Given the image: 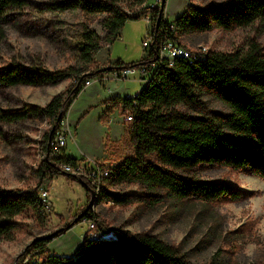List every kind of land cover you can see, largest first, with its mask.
Wrapping results in <instances>:
<instances>
[{
    "label": "trees",
    "instance_id": "obj_1",
    "mask_svg": "<svg viewBox=\"0 0 264 264\" xmlns=\"http://www.w3.org/2000/svg\"><path fill=\"white\" fill-rule=\"evenodd\" d=\"M147 1L134 0L135 5L143 6L135 13H129L122 7L121 0H57L44 3L41 9L47 12L81 7L89 16L108 14L103 21L107 30L105 37L90 29L88 24L85 26L80 53L81 59L88 63L95 61L96 53L105 44L119 38L127 21L150 16L152 44L147 48V56L139 62H117L106 69L115 71L149 60L156 62L151 79L145 81L136 97V118L130 128L135 156L123 159L111 170L108 178L115 183L136 179L146 186L166 189L178 198H194L203 202H234L254 195V191L224 180L184 177L179 170L203 163L225 164L264 179V49L254 45L247 50L228 53L208 51L205 57L192 59V62L189 58L177 56L170 63L167 58H161L160 45L167 39L179 41L181 34L206 33L215 28L231 30L264 21V0H227L207 7L190 6L174 22H169L161 12L162 0L157 6ZM25 4L26 0H0V19L10 9ZM102 67L71 72L69 69L52 70L39 64L26 65L16 60L0 66V88L17 84H57L70 75L76 79L70 89L55 94L45 106L28 104L15 109L0 108V121L3 122L33 116L47 118L52 124L43 135L46 155L38 169L39 184L30 190L0 185V237L12 233L16 227L15 216L26 208L43 209L45 203L38 194V187L46 177L61 173L57 162L79 159L62 153L51 156L49 140L54 137L70 104L81 91V83L95 76ZM203 88L216 94L230 107V111L224 114L209 110L200 99L199 91ZM133 99L132 96L126 97L125 106ZM178 103L187 105L197 114L177 109ZM152 152L158 154L166 167L154 163L143 165L145 154ZM78 177L91 196L95 185L84 175ZM100 198L117 204L131 202L129 194L106 189H102ZM80 212H83L80 218L76 215L59 232L37 237L31 242L32 249L43 257L37 264H197L182 254L178 246L157 234L132 233L129 230L115 231L113 237H90L87 231L76 257L50 252L44 256L48 244L59 233L82 221L83 217L94 220L103 232L110 230L102 226L91 204H86Z\"/></svg>",
    "mask_w": 264,
    "mask_h": 264
},
{
    "label": "rangeland",
    "instance_id": "obj_2",
    "mask_svg": "<svg viewBox=\"0 0 264 264\" xmlns=\"http://www.w3.org/2000/svg\"><path fill=\"white\" fill-rule=\"evenodd\" d=\"M51 1L57 0H26L24 6L10 9L0 19V66L16 60L52 70L91 71L97 66L101 67L100 61L106 57L127 64L139 62L146 56L148 49L143 45V40L148 37L149 21L143 18L127 21L121 29L120 38L110 44L109 50L105 44L96 54L97 61L84 62L80 46L85 26L88 24L90 29L105 37L107 30L103 21L108 14L89 16L81 7L65 11H42V5ZM133 1L121 0L120 5L129 13L138 12L143 6L135 5ZM224 1L227 0H167L165 18L174 22L190 6L207 7ZM158 2L147 1L150 5ZM179 41L192 51H198L202 46L207 51L227 53L247 50L254 45L264 49V21L231 30L215 28L206 33L181 34ZM139 75L132 74L124 79V85L133 92L142 89L145 80ZM88 79L92 82L95 76ZM86 80L81 83V91H84L74 106V114L80 121L77 142L68 137V147L77 155H81L80 147L90 154L98 155L101 146L96 144L94 138L102 130L97 118L99 111L97 108L89 110L87 105L95 102L99 94L95 91L97 84H85ZM74 83L75 79L70 75L57 84L4 86L0 88V108L15 109L28 104L45 106L55 94L66 92ZM199 94L209 110L224 114L230 111L224 101L206 88L201 89ZM176 108L192 112L182 103H178ZM126 123L129 132V140L125 142L129 144V152L126 154L135 156L130 135L133 123ZM51 127L50 121L44 117L0 121V185L30 190L39 184L38 169L46 155L43 135ZM87 134L93 135L89 145L86 144ZM148 163L166 167L156 152L145 154L143 165ZM179 172L188 178L224 180L254 191V195L234 202H203L194 198H178L166 189L146 186L136 179L115 183L109 177L102 189L127 193L131 200L127 204H117L102 200V189L99 192L95 188L93 196L92 192L89 196L78 176L61 171L50 179V184L43 180L38 187V194L43 189L49 191L50 205L45 202L42 210L26 208L15 216L16 227L12 233L0 237V264H20L30 255L31 242L35 238L59 232L81 213L86 204L92 205L102 226L110 230L106 233L101 226L90 228L87 222H77L48 244L44 256L50 252L76 257L87 231L90 237H113L115 231L129 230L132 233L157 234L178 246L182 254L197 264H264V179L225 164L203 163Z\"/></svg>",
    "mask_w": 264,
    "mask_h": 264
},
{
    "label": "crops",
    "instance_id": "obj_3",
    "mask_svg": "<svg viewBox=\"0 0 264 264\" xmlns=\"http://www.w3.org/2000/svg\"><path fill=\"white\" fill-rule=\"evenodd\" d=\"M146 19L149 21V28L148 32L151 30V21L150 16H143L140 19ZM169 22L171 20L166 17ZM120 38V36H119ZM102 47L100 50H102ZM108 50L110 49V44H107L105 47ZM100 50L98 52H100ZM98 52L96 54H98ZM148 51L146 53V56ZM145 56V55H144ZM97 61L98 59L95 58ZM117 62H123L120 60H109V57L106 59H102L100 61L101 65L109 66L111 64H115ZM139 74L138 72H132L128 74V77L131 75ZM140 76V75H139ZM127 77V78H128ZM122 76L117 74V70L115 71H100L98 74L95 75V80H93L90 84L96 83V92L99 94L98 99L87 105V109L89 110H97L99 111L98 115V123L100 124L102 130L98 131L95 134V141L98 146H101V150L96 154H90L87 150L80 147L81 155H77L76 153H72L70 148L68 147V137H71L73 140L77 142L78 137V127H79V119L76 118V114H74V106L79 98L80 94L84 91H80L78 95L73 99L72 103L70 104L66 114H65V122L70 127V134L67 137V143L65 145L63 154L66 156L76 157L83 161H85L88 165H93L95 162L104 163L107 166H110L112 169L116 167L120 162L127 157L129 152V144H125L126 139L129 140V132H127V123L123 119V114L125 110L124 99L126 97H130L135 94V92H139L136 90L135 92L131 91V88H127L124 85V79ZM140 78V77H139ZM87 85V86H88ZM87 86L85 89H87ZM92 108V109H91ZM97 108V109H96ZM121 108V111H120ZM85 109V111L87 110ZM74 114V115H73ZM74 127V133L72 128ZM93 141V135L87 134L86 135V144L89 145L90 142ZM69 148V149H68ZM60 174V173H59ZM58 174H55L56 176ZM52 177H46L44 180L47 184H50V179ZM76 176V175H74ZM77 177V176H76ZM44 182V183H45Z\"/></svg>",
    "mask_w": 264,
    "mask_h": 264
},
{
    "label": "built area",
    "instance_id": "obj_4",
    "mask_svg": "<svg viewBox=\"0 0 264 264\" xmlns=\"http://www.w3.org/2000/svg\"><path fill=\"white\" fill-rule=\"evenodd\" d=\"M160 1V0H159ZM159 3V2H158ZM152 5L157 6L158 5ZM151 21V19H150ZM173 28V26H172ZM174 30V29H173ZM152 44V36L151 32H148V37L143 40V45L146 48H149ZM207 48L202 46L198 51H192L182 45L178 40L167 39L163 40L160 45V56L161 58H167L170 60V63H173L174 58L177 56H183L185 58L195 59L198 57H205L204 55L207 53ZM156 62L147 61L140 65L136 66H126L121 69L117 70V74L122 76L123 78H127L128 74L132 72H138L141 75V78L145 81H149L152 77L154 72ZM76 81V79H75ZM90 79L86 80L85 84H90ZM136 93L132 96L134 99L131 104L125 106L123 119L125 122H133L136 118V107L138 105ZM71 130L68 124L65 122V119L61 121L59 127L57 128L55 135L53 138L49 140V147L51 149V156H58L62 153V149L65 147L67 143L68 133L70 134ZM57 165L62 170V172L72 175H84L85 177L89 178L91 183L95 185L96 190L100 192L102 186L105 185L108 176L110 175L111 168L100 162H95L93 165H88L85 161L81 159L77 160H61L57 162ZM40 196L43 199L44 203L46 202L47 205H50L49 199V191L43 189L40 192ZM82 222H87L90 228H94L97 223L92 220L88 219L87 217L82 218ZM43 260L42 255L38 254L36 249H32L30 255L26 256V258L20 264H28L33 262L35 264L41 263Z\"/></svg>",
    "mask_w": 264,
    "mask_h": 264
},
{
    "label": "water",
    "instance_id": "obj_5",
    "mask_svg": "<svg viewBox=\"0 0 264 264\" xmlns=\"http://www.w3.org/2000/svg\"><path fill=\"white\" fill-rule=\"evenodd\" d=\"M166 3H167V0H162V1H161V12H162V13H163L164 10H165ZM158 22H159V21H157V23H156V29H158ZM108 67H109V66H104V67H102V68H101V71L106 70ZM60 115H61V114H60ZM60 115H59V117H60ZM54 127H55V125L53 126V128H54ZM91 192H92V196H93V194H94V192H95V189L92 188V189H91ZM82 215H83V212H81L77 217L80 218Z\"/></svg>",
    "mask_w": 264,
    "mask_h": 264
}]
</instances>
